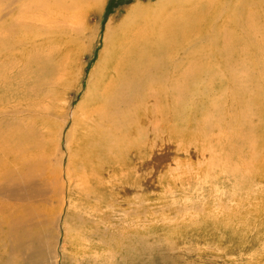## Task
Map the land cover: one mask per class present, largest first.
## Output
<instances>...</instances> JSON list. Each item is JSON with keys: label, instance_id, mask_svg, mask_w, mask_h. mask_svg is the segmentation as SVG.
Masks as SVG:
<instances>
[{"label": "rangeland", "instance_id": "rangeland-1", "mask_svg": "<svg viewBox=\"0 0 264 264\" xmlns=\"http://www.w3.org/2000/svg\"><path fill=\"white\" fill-rule=\"evenodd\" d=\"M79 1L81 6L67 12L90 13L87 26L96 28L88 42L77 33L80 23L68 26L58 19L51 33L35 30L50 34L54 44L38 55L42 75H19L22 61L13 59L0 67V159L8 153L34 159L24 168L7 163L0 182L41 175L36 186L50 194L45 201L27 203L0 192V264H264V118L248 95L240 96L245 90L220 87L218 82L231 81L223 76L195 82L196 94L168 96L173 100L162 111L164 120L160 125L153 121L147 137L140 134L144 130L139 133L141 112L134 128L120 125L111 140L122 147L107 154L102 150L111 147V140L97 130L104 129L97 114L104 93L95 84L100 82L95 70L106 61L102 53L109 26L114 30L133 15L162 22L199 13L230 15L231 27L241 16L263 15L264 0H97L95 8ZM4 8L0 2V25L8 22L12 31L0 27V39L9 35L10 42L6 50L0 45L2 53L29 30L28 24L17 25L14 15H5ZM23 16L22 24L28 23L25 17L31 15ZM206 27L204 35L213 33ZM194 35L183 43L200 38ZM251 47L243 49L246 60L236 49L238 61L217 67L215 57L211 65L204 64L221 74L236 62L228 71L254 75V91L263 99L264 68L252 61ZM200 48L211 52L209 45ZM244 63L245 73L234 71ZM90 149L102 151L100 157L93 160ZM61 157L65 191L58 180Z\"/></svg>", "mask_w": 264, "mask_h": 264}, {"label": "bare ground", "instance_id": "bare-ground-1", "mask_svg": "<svg viewBox=\"0 0 264 264\" xmlns=\"http://www.w3.org/2000/svg\"><path fill=\"white\" fill-rule=\"evenodd\" d=\"M0 2L5 4V15L15 16L18 21V23H16L17 25L26 26V24H28L27 27L29 30L26 33L23 32L24 34L21 32L22 36H20V39H13L14 41L12 43L15 45H11L12 47L10 49L8 47V50L4 53L0 52V67L5 66V64H3L5 60L9 61L10 59H13V63L15 64H20L22 61L21 65L24 68L23 71H19V75L22 76H28L30 75L29 73L42 75L43 72L41 74L39 73L42 68H39L41 66L39 65L41 60L38 59V55H40L46 47L54 45L52 38L49 39L50 34H47L44 31L37 35L35 33L37 28H45L51 33L53 27H56L54 25L59 24L58 19L67 20L66 22L70 23L68 26H74L72 24L80 23L77 33L82 41L84 40L85 42H88L91 36L93 37L96 28L94 26H87L88 18L90 19V13L87 11L85 13L83 12V15H73L74 13H71V15L67 12L72 11L71 9L74 7L77 8V6H81L82 2L79 0H76L75 2H66V0H0ZM84 3L86 6L94 8L98 5L97 0H84ZM55 10L58 14H53V11L55 12ZM61 12L64 14L61 15ZM198 14L199 13H197V15ZM23 15H31L25 17L30 19L28 20V23L22 24L21 19H23ZM197 15H186L187 17H185V15H178L177 17L173 16V18L170 17V19H166L162 22L145 21V17L142 18V15H133L130 16L129 19L123 20L114 30L109 26L105 37L106 49H104L102 53V55L105 56L106 61L101 63L95 70L100 74V82L95 84L97 85V88H99L100 93L101 90L104 93V96H102V99L104 97V102L101 103L102 105L98 109L97 107H94L99 111V113L97 112L98 118L100 117L98 120L102 118L101 120L104 126L103 130L99 128L96 129L101 132L105 139L107 137L106 140H111V137L115 136L113 133H117L120 125H129L128 127L131 126L134 128L137 125L136 117L140 112L143 114V117L141 123L139 122V127H144L143 129H139V133L141 130H144L140 134L142 137H147V134L149 133V129L146 130L147 127H149L153 121H155L157 125H160V120H164L162 111L166 109L168 106L167 104H170L173 98L181 99L184 94L186 96L196 94L193 84L195 82H204V79L206 78H208L206 79V81H208L207 83H212L215 80L231 79L228 85L225 84L224 81L218 82V84L220 87L226 85L228 90H233L235 93V90H237V92L245 90V93L240 96L248 95L250 105L259 107L258 111L261 114V118H264V98H261L260 92L254 91L255 88L253 86L258 85L254 75H238L231 73V69L234 68L232 66H235L237 64L236 62L231 63L230 71H228L230 68L229 66L228 68L223 69L221 74H214V72L209 70L208 66L204 64L208 63L211 65L210 62L214 60L213 58L217 57L218 61L214 60L213 62L218 67L217 64L225 65L228 60H240V56L243 54L242 58L246 60L248 57L243 49L252 46L251 48H254L251 51L254 53L251 57L252 61L256 60L257 64L264 68V14L248 15L247 19L241 16L233 22L231 27L230 15L227 17L226 15H222L219 18H214V16L211 18L202 14L197 17ZM96 16L98 18L100 17V15ZM205 18H208V20ZM191 19H193V22L190 21ZM82 21H84V23H82ZM5 23H1L0 27L5 31L11 32L12 30H8V24ZM3 26L5 28H3ZM206 26H209L208 29L213 33L204 35L203 31L206 30ZM198 33L200 34L198 35ZM15 34L16 33H14V36L16 38ZM192 34H195V39L198 37L200 38L185 45L183 43L184 39L187 36L191 37ZM229 34H234L235 38L230 39ZM205 36H207L206 40L204 39ZM7 37L9 39V35L0 39V45L4 50H6L5 47L9 46L7 43ZM192 40L194 39L188 40L187 42ZM203 44H206L207 46L209 45L211 52L208 50V54H206V50L202 51L201 49L203 48L200 47ZM236 49L239 51L242 50L240 56H235L234 50ZM200 50L201 53L199 52ZM13 66L15 67V65ZM28 66L31 68L34 67L36 72L31 71L32 69H27ZM246 68L247 64L244 63L238 65L234 71L245 73ZM216 76H223L224 79ZM185 77L188 79H185ZM232 82H236L237 85ZM190 90L191 92H189ZM247 92L254 93V97H251L252 93L247 94ZM169 95H173V98L168 97ZM97 103L99 102L97 101ZM218 108L219 107L215 109L218 110ZM252 113L250 111L249 115L253 119ZM121 128L123 131L120 133L124 134V128ZM229 129L233 130L232 127H229ZM240 130L241 133H244L241 128L238 129V132ZM134 131H137V129ZM94 135L98 137L97 133H94ZM121 136L122 135H120V137ZM121 138L126 137L124 136ZM137 140H139V135H137ZM110 142L109 145L111 147L102 150L107 154H113L115 153V150L122 147L118 141L114 142L111 140ZM112 142H114L113 145ZM246 144H248V142H246ZM91 151L92 152H90L89 155L92 156L93 160L98 159L102 153L100 150ZM26 155L15 156L8 153L6 158H4L5 161L4 159H0V170L4 171L7 163L15 164L22 168L27 166V162L33 164L34 159L30 158L31 156L28 157ZM62 159V157L59 159L61 170L59 172L58 180H61L64 187L62 169L64 160ZM70 160L67 172H69L72 165V157H70ZM51 174L52 173H50V175ZM68 175L70 176V174ZM40 176L37 178H40ZM28 177H30V175ZM31 178H22L19 182L12 181L7 184L0 182L1 195L4 193L11 194L16 200L27 203L37 202L39 201L38 198L43 199L41 201H45L47 195H50L49 192H39L40 189L38 190L37 188V186L39 187L37 178ZM1 179L2 174L0 173V181ZM58 180L56 181V187H59L58 185L60 184ZM48 181H51V179ZM5 188H7V191L3 192ZM64 191L63 194L65 193Z\"/></svg>", "mask_w": 264, "mask_h": 264}]
</instances>
